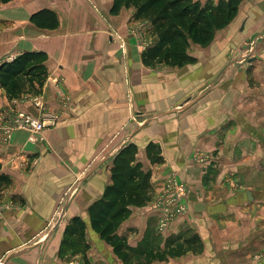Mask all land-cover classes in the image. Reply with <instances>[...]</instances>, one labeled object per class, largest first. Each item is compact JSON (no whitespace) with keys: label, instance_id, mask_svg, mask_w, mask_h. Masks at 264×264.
Returning <instances> with one entry per match:
<instances>
[{"label":"crops","instance_id":"obj_1","mask_svg":"<svg viewBox=\"0 0 264 264\" xmlns=\"http://www.w3.org/2000/svg\"><path fill=\"white\" fill-rule=\"evenodd\" d=\"M113 4H0V65L45 53L48 72L38 93L10 100L0 91V124L25 112L46 125L34 142L19 131L9 146L0 144V174L11 180L0 192V264H122L91 230L88 211L111 185L115 157L130 144L137 146V162L152 172L154 200L170 177L187 187L188 213L161 237L189 230L203 243L201 254L154 264H264L252 259L264 250V233L255 236L263 244L253 250L251 241H234L232 231L250 225L253 232L255 222L264 221V0H243L209 46H191L195 61L183 67L147 66L143 41L154 39L151 26L135 21L133 7L113 15ZM42 11L57 16V28L31 22ZM151 143L163 163L149 160ZM232 176L235 187L226 182ZM153 199L133 208L117 232L132 247L147 230L156 233L161 212L152 208ZM75 218L87 224L89 249L86 256H61ZM218 251L237 261L213 260Z\"/></svg>","mask_w":264,"mask_h":264},{"label":"trees","instance_id":"obj_2","mask_svg":"<svg viewBox=\"0 0 264 264\" xmlns=\"http://www.w3.org/2000/svg\"><path fill=\"white\" fill-rule=\"evenodd\" d=\"M12 1L0 0V4ZM242 1L219 0L217 4L212 1L203 4L196 0H114L112 14L118 15L123 7H133L135 21L149 23L154 43L143 55L147 66L183 67L195 61L189 55V48L192 45L209 46L216 33L235 19ZM31 22L45 29L58 27V18L50 11L35 14ZM46 61L45 53L35 52L2 63L0 91L4 90L10 100L20 98L26 91L38 93L48 75ZM137 153V146L130 144L115 157L112 183L88 211L91 230L113 249L122 264H154L189 253L201 254L203 243L196 233L189 230L163 239L150 229L136 247L130 246L126 237L117 236L122 224L131 217L133 208H142L153 199L152 172L137 162ZM147 155L152 164L164 161L160 148L155 144L147 147ZM10 185V178L0 174V192ZM86 230L87 224L82 218H75L69 224L61 256L66 255L64 251L86 254L89 249ZM76 247L82 249L76 251Z\"/></svg>","mask_w":264,"mask_h":264},{"label":"built area","instance_id":"obj_3","mask_svg":"<svg viewBox=\"0 0 264 264\" xmlns=\"http://www.w3.org/2000/svg\"><path fill=\"white\" fill-rule=\"evenodd\" d=\"M143 43L145 47L153 44L147 41H143ZM34 103L37 107L41 106L38 98L35 99ZM45 129L44 121L28 113L17 112L7 123L0 124V144L9 146L14 134L19 131L28 132L31 136L30 141L34 142ZM196 158L202 163L210 161V158L206 156H196ZM186 195L187 187L180 183L177 177L173 176L167 180L162 193L152 202V208L161 212L157 224L158 234L164 233L172 222L188 213V208L184 203Z\"/></svg>","mask_w":264,"mask_h":264},{"label":"rangeland","instance_id":"obj_4","mask_svg":"<svg viewBox=\"0 0 264 264\" xmlns=\"http://www.w3.org/2000/svg\"><path fill=\"white\" fill-rule=\"evenodd\" d=\"M148 43H154V39L153 40H149V41H147ZM151 45V44H150ZM150 47V46H149ZM148 48V46H146V49ZM190 49V48H189ZM189 51V50H188ZM16 113H14L13 115H12V117H11V119L14 117V115H15ZM226 182L228 183V184H230L232 187L234 186V185H236L235 183H234V180H233V176L232 177H229L228 179H226ZM235 187V186H234ZM156 199V198H155ZM153 201H154V199H153ZM151 203V202H150ZM152 205V204H151ZM263 209H264V207H263ZM256 223V228H254V230H253V232H250L251 231V228H250V225H247V230H242L243 232H239V231H236L235 229H232V231H233V237H234V241H240L241 242V240H244V241H247V242H252V245H251V247H253V250H258L259 249V247H260V245L261 244H263V242L261 241V243H259L258 241H257V239L256 240H254V238H255V236L258 234V233H264V221H262V223H260V224H257V221L255 222ZM150 230V229H149ZM148 231V230H147ZM247 233H249V235L248 236H246V234ZM156 234H158V232H157V227H156ZM163 234H165V232L164 233H162V234H158V235H160V236H162ZM250 235H252V236H250ZM219 236V235H218ZM219 238V237H218ZM253 240V241H252ZM259 240H262V238H259ZM215 243V242H214ZM216 245H218L217 243H215ZM221 245H224V244H221ZM82 248L81 247H76L75 248V250L77 251V250H81ZM65 253H66V255H73L74 254V256L75 257H77V256H80V254H78V253H75V252H73V251H71L70 253L68 252V251H64ZM68 252V253H67ZM257 252V251H256ZM256 252H254V253H256ZM87 253V252H86ZM253 253V257H252V259H253V261H257L258 260V258L261 260V259H264V250L261 252V253H258V255H256V254H254ZM233 255H235V254H226L225 252H220V251H218V254H216V257H214L213 258V260H217L218 262H220L221 260H227V261H230V262H232V263H234V262H236L237 260H234L236 257L235 256H233ZM84 256H86V254L84 255ZM119 259V258H118ZM120 260V259H119ZM260 260H258V261H260ZM89 264V263H88Z\"/></svg>","mask_w":264,"mask_h":264},{"label":"water","instance_id":"obj_5","mask_svg":"<svg viewBox=\"0 0 264 264\" xmlns=\"http://www.w3.org/2000/svg\"><path fill=\"white\" fill-rule=\"evenodd\" d=\"M248 196H249L250 199L252 200V195H251V193H249ZM66 209H67V205L64 207L63 216H64V214H65ZM62 219H63V217H62ZM62 219H61V220H62Z\"/></svg>","mask_w":264,"mask_h":264}]
</instances>
